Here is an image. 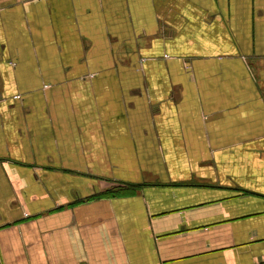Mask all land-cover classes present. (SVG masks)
<instances>
[{
    "label": "crops",
    "instance_id": "crops-1",
    "mask_svg": "<svg viewBox=\"0 0 264 264\" xmlns=\"http://www.w3.org/2000/svg\"><path fill=\"white\" fill-rule=\"evenodd\" d=\"M0 264H264V0H0Z\"/></svg>",
    "mask_w": 264,
    "mask_h": 264
},
{
    "label": "trees",
    "instance_id": "trees-1",
    "mask_svg": "<svg viewBox=\"0 0 264 264\" xmlns=\"http://www.w3.org/2000/svg\"><path fill=\"white\" fill-rule=\"evenodd\" d=\"M111 192H113V190Z\"/></svg>",
    "mask_w": 264,
    "mask_h": 264
}]
</instances>
